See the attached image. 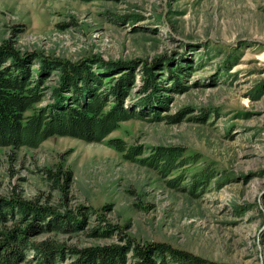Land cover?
Here are the masks:
<instances>
[{"label":"rangeland","instance_id":"obj_1","mask_svg":"<svg viewBox=\"0 0 264 264\" xmlns=\"http://www.w3.org/2000/svg\"><path fill=\"white\" fill-rule=\"evenodd\" d=\"M7 42L72 61L166 58L189 67L187 89L163 91L164 119L147 109L102 141L53 136L37 148H1L0 195L76 214L88 207L90 226L119 227L111 237L58 236L74 245L130 237L220 264H264V0H0V46ZM111 139L142 145L143 157L180 146L197 159L164 176ZM207 167L215 177L195 182Z\"/></svg>","mask_w":264,"mask_h":264},{"label":"trees","instance_id":"obj_2","mask_svg":"<svg viewBox=\"0 0 264 264\" xmlns=\"http://www.w3.org/2000/svg\"><path fill=\"white\" fill-rule=\"evenodd\" d=\"M163 61L140 64L100 56L72 61L23 53L7 42L0 46V149L37 148L53 136L102 141L122 122L144 119L147 109L157 111L168 102L165 89L188 88V62ZM165 80L171 85L165 86ZM154 115L164 119L158 111ZM110 143L126 151V158L164 176L197 159L180 146H157L143 157L142 145L128 148L120 139ZM213 171L205 168L195 182L211 181ZM61 173L59 167L51 177L59 179ZM65 174L70 179L71 172ZM77 211L79 215L17 195H0V264H220L166 242L139 243L130 237L125 243H68L58 236L87 229L90 237H111L119 229L110 223L90 226L92 209L79 206ZM42 234L44 239L36 238Z\"/></svg>","mask_w":264,"mask_h":264}]
</instances>
